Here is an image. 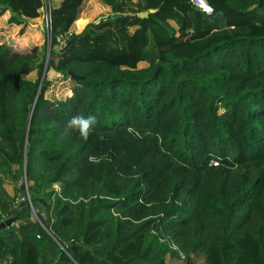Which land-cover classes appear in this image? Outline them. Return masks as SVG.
<instances>
[{
  "label": "trees",
  "instance_id": "16d2710c",
  "mask_svg": "<svg viewBox=\"0 0 264 264\" xmlns=\"http://www.w3.org/2000/svg\"><path fill=\"white\" fill-rule=\"evenodd\" d=\"M100 1L110 13L47 61L63 97L27 77L38 44L0 42V221L20 220L0 228V264H264V0H208L210 15ZM80 3L52 6L54 41L83 24ZM40 5L0 0V14L19 23ZM76 115L96 117L87 140ZM22 172L41 221L29 201L11 211L4 183Z\"/></svg>",
  "mask_w": 264,
  "mask_h": 264
},
{
  "label": "rangeland",
  "instance_id": "374dc122",
  "mask_svg": "<svg viewBox=\"0 0 264 264\" xmlns=\"http://www.w3.org/2000/svg\"><path fill=\"white\" fill-rule=\"evenodd\" d=\"M17 5H24L26 0H13ZM58 0H41V5L39 7L40 14L36 16L35 21L38 24V27L40 30L39 32V39L40 43L38 44L39 47V54L36 58L35 68L27 75L30 79H38L40 83L44 81L46 77V64L49 58L56 59L57 52L60 51V46L64 42V40L71 35V33H80L82 32L85 25L90 21L97 22L100 18L105 17L106 14L108 15L110 12L107 10L106 6L102 5L99 0H90L85 1L81 0L80 3V10L83 5V15L86 16L84 19L85 21L82 22L83 24L78 26V24L75 22L73 23L74 26H78V28L73 29L71 31H68L66 33H59L56 36V40L54 41L51 36V30H50V21L52 22L51 18V8L52 6L57 2ZM135 4V8L139 7L138 3L141 0H131ZM30 5L32 3H29ZM12 12L10 10H7L5 14L2 16V20L4 21L7 17L10 16ZM169 23L171 25L174 22L172 20H169ZM19 33V32H18ZM16 34V32H15ZM34 39V38H33ZM35 40V39H34ZM0 42L3 43V41L0 39ZM31 45V44H29ZM28 45V46H29ZM27 46V47H28ZM14 47V46H12ZM146 62L142 61L140 65H145ZM42 78V80H41ZM70 82L66 81V79L63 78H53L50 79V85L45 90V95L50 98L54 97H63L64 95H67L69 91ZM16 183H13L10 179V182L5 183L6 191L15 197V205L17 204V201H20L22 199V191L19 188L17 190V186L23 181V172L22 175H18ZM54 188H58L59 184L54 183L52 185ZM30 216L32 219L41 221L42 217H46V211L49 212V209H46V207H37V206H31L30 205ZM9 217V216H8ZM7 218V217H6ZM16 221V222H15ZM15 223H18L17 220H14ZM202 258L197 257L193 254L191 255H185L184 258H175L171 257L170 255L166 256V264H202Z\"/></svg>",
  "mask_w": 264,
  "mask_h": 264
},
{
  "label": "crops",
  "instance_id": "0c3cea01",
  "mask_svg": "<svg viewBox=\"0 0 264 264\" xmlns=\"http://www.w3.org/2000/svg\"><path fill=\"white\" fill-rule=\"evenodd\" d=\"M85 1H90V0H85ZM101 4L106 6L107 10H109V12H110V8L108 5H106L102 2H101ZM81 9L82 10H80V16L79 17L85 18L86 16L83 15V5H82ZM7 10H5L2 14H0V39L4 43H6L7 45H9L11 47L14 46L13 48H16V49H24L29 44H39L40 39H39L38 30H40V29L38 27L37 22L35 21V18H37V17L36 16L35 17H28V16L22 15L23 21L19 22V23L8 21L9 17H7L3 21L2 16L5 14V12H7ZM76 28H78V26L75 27L74 24H72L70 29L73 30ZM15 32H16V34H15ZM5 183H7V182H5ZM5 183H4V187H5ZM17 221H20V220H17Z\"/></svg>",
  "mask_w": 264,
  "mask_h": 264
},
{
  "label": "water",
  "instance_id": "95a60500",
  "mask_svg": "<svg viewBox=\"0 0 264 264\" xmlns=\"http://www.w3.org/2000/svg\"><path fill=\"white\" fill-rule=\"evenodd\" d=\"M151 11L153 9H150ZM128 13H131V12H128ZM140 16H144V15H147V12H139L138 13ZM121 13L120 12H114L111 14L112 17H117V16H120ZM83 36H85V33L80 35V36H74V37H71L69 39H66L60 46V51H62L66 46L67 44L72 41V40H80ZM68 74L71 76V77H77L76 74H74L72 71H69ZM63 74L61 71L59 70H56L53 66H50L49 69L47 70L46 72V76L48 79H53V78H59L61 77ZM42 80V78H41ZM28 125H29V121H28ZM19 188L21 189L22 191V196L23 198L18 202L17 205H15L11 211L14 213L19 207H21L22 205L25 204L26 201H30V198H29V192H28V187H27V182H26V177H25V172L23 173V181L19 184ZM14 221V217L11 215L5 219H3L2 221H0V228L1 227H5V226H8L10 225L12 222Z\"/></svg>",
  "mask_w": 264,
  "mask_h": 264
},
{
  "label": "clouds",
  "instance_id": "9594fccd",
  "mask_svg": "<svg viewBox=\"0 0 264 264\" xmlns=\"http://www.w3.org/2000/svg\"><path fill=\"white\" fill-rule=\"evenodd\" d=\"M191 2L203 13L210 15L214 11L212 5L208 3V0H191ZM96 122V117L94 115H76L69 120L68 127L76 128L80 136L87 140ZM129 131H131V129H129Z\"/></svg>",
  "mask_w": 264,
  "mask_h": 264
},
{
  "label": "built area",
  "instance_id": "2783aa9c",
  "mask_svg": "<svg viewBox=\"0 0 264 264\" xmlns=\"http://www.w3.org/2000/svg\"><path fill=\"white\" fill-rule=\"evenodd\" d=\"M51 10V9H50ZM51 18H52V13H51ZM51 27H52V22L50 21V30H51ZM71 31V30H70ZM23 198V196H22ZM16 202V201H15ZM29 204L32 206L31 202L29 201Z\"/></svg>",
  "mask_w": 264,
  "mask_h": 264
}]
</instances>
